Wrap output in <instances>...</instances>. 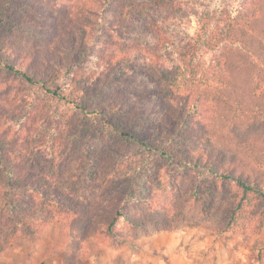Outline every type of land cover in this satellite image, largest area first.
<instances>
[{
	"label": "rangeland",
	"instance_id": "1",
	"mask_svg": "<svg viewBox=\"0 0 264 264\" xmlns=\"http://www.w3.org/2000/svg\"><path fill=\"white\" fill-rule=\"evenodd\" d=\"M167 1L187 14L153 11L146 0H111L99 16L89 12L104 0H0V149L58 194L37 197L35 226L12 231L11 222L0 264H264V231H143L123 219L108 229L122 205L135 211L130 181L155 190L178 181L170 158L144 142L204 148L220 139L199 129L216 123L213 107L178 114L157 66L182 64L199 16L246 22L260 0ZM214 58L195 59V71ZM186 126L196 136L174 135Z\"/></svg>",
	"mask_w": 264,
	"mask_h": 264
},
{
	"label": "trees",
	"instance_id": "2",
	"mask_svg": "<svg viewBox=\"0 0 264 264\" xmlns=\"http://www.w3.org/2000/svg\"><path fill=\"white\" fill-rule=\"evenodd\" d=\"M104 1L89 13L99 16L111 0ZM146 3L159 13L187 14L180 8L174 9L176 6L167 0ZM257 4L258 15L246 22L230 16L217 20L209 13L199 16L182 64L170 65L175 72L164 65L157 66L156 73L165 77L163 92L172 96L170 100L178 114L201 115L213 107L216 123L203 124L199 129L209 138L219 135L220 139L210 140L204 148L184 145L175 139L166 147L144 142V148H155L170 158L178 181L172 180L156 190L146 183L130 181L125 189L126 201L132 202L129 204L135 211L122 205L109 230L123 219L130 228L143 231H173L181 226L205 227L219 234L235 229L264 231V0ZM209 53L216 57L213 68L201 71L202 75L193 81L196 73L200 75L195 71L194 60ZM8 69L35 82L21 69L12 65ZM180 90L186 93L175 96ZM48 91L62 97L57 90ZM189 129H178L174 135L196 136L189 134ZM43 185L44 181L31 172L13 167L7 150L0 149V236L11 231V222L15 224L12 231H19L14 228L16 225L31 228L37 224L33 208L37 197L52 200L58 195L51 194ZM135 185L139 188L137 193ZM135 198L140 201L134 202ZM58 200L74 210V203ZM5 242L0 240V245Z\"/></svg>",
	"mask_w": 264,
	"mask_h": 264
}]
</instances>
